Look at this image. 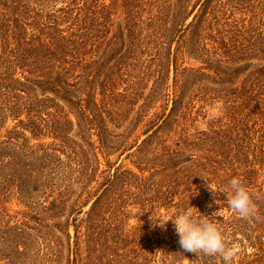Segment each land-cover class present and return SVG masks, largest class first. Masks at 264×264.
Returning <instances> with one entry per match:
<instances>
[{"label": "trees", "instance_id": "1", "mask_svg": "<svg viewBox=\"0 0 264 264\" xmlns=\"http://www.w3.org/2000/svg\"><path fill=\"white\" fill-rule=\"evenodd\" d=\"M12 194L25 227L53 216L58 263L66 240L67 264H223L150 226L191 209L264 264V0H0L2 242Z\"/></svg>", "mask_w": 264, "mask_h": 264}, {"label": "rangeland", "instance_id": "2", "mask_svg": "<svg viewBox=\"0 0 264 264\" xmlns=\"http://www.w3.org/2000/svg\"><path fill=\"white\" fill-rule=\"evenodd\" d=\"M191 21V18L190 20ZM140 63L132 67L130 71L131 77L125 79L131 86L129 93H137L139 91L138 87V73L140 71ZM145 67V66H142ZM146 68V67H145ZM146 74V70H145ZM136 83L135 86H132L131 83ZM145 88L144 95L148 94V89L150 87L149 81L143 82ZM142 103V101H141ZM140 106V103L136 106V109ZM132 115V114H131ZM132 119V118H131ZM132 121L128 120L123 126H131ZM112 127V126H111ZM116 134H120L119 130L115 131ZM116 137V136H115ZM116 141H121V137H116ZM47 142H51V139H47ZM119 143V142H118ZM116 143V144H118ZM112 156L114 162L116 161V156ZM125 154L118 159L119 165L124 159ZM56 183V181H55ZM54 183V184H55ZM47 196V199H45ZM34 201L39 203L40 206L46 205L50 207V203L54 201V196L52 195H45L44 198L33 196ZM19 199V200H16ZM26 199L25 196L16 197V195H11V200L9 203H6L5 207L8 209L6 212L10 218H5L4 220L10 219L11 222L7 224V229L10 231L9 235H4L5 238L9 237V240L2 242L0 239V264H67L68 258V250H67V242L66 240L63 241V257L61 258V262L58 263V252H57V245H56V236H55V228H54V218L50 216L49 213L44 217L46 221V228H41L39 225H36L34 222L27 221V227H25L26 221L21 218L20 212L26 210L23 206L19 203L20 201ZM34 207L39 208L37 205ZM74 232L71 228V236L73 237ZM73 245V244H72ZM72 257V256H71Z\"/></svg>", "mask_w": 264, "mask_h": 264}, {"label": "clouds", "instance_id": "3", "mask_svg": "<svg viewBox=\"0 0 264 264\" xmlns=\"http://www.w3.org/2000/svg\"><path fill=\"white\" fill-rule=\"evenodd\" d=\"M226 192L228 206L233 212L243 218L255 215L256 206L239 177L233 176L230 179ZM150 217V226L153 228H165L171 221L178 236V243L185 252L218 255L223 264H232L236 250L227 244L225 234L215 222L208 219V215L201 213L200 217L196 218L191 209H183L178 210L173 218L164 219L163 222L159 218Z\"/></svg>", "mask_w": 264, "mask_h": 264}]
</instances>
